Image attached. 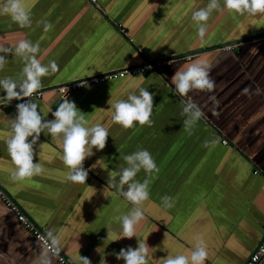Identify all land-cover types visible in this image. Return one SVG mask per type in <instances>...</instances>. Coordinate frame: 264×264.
<instances>
[{"label": "crops", "instance_id": "obj_1", "mask_svg": "<svg viewBox=\"0 0 264 264\" xmlns=\"http://www.w3.org/2000/svg\"><path fill=\"white\" fill-rule=\"evenodd\" d=\"M208 2L97 0L99 11L91 0H23L31 16V26L23 28L10 16L0 15V47L15 48L21 40L38 43L37 59L43 65L54 60L59 66L55 74L42 77L39 90L140 66L151 57L192 56L191 60H176L158 74L115 79L71 94L68 99L87 115L90 124L100 123L109 134L105 149H93L94 154L84 162L86 171L99 169L104 176L88 171L85 183L67 179L59 141L46 133H41L34 148V163H41L42 173L13 181L14 166L5 141L17 105L30 99L0 105V185L38 225L59 233L61 251L70 262L80 264L82 256L91 264H125L114 253L135 249L140 240L149 246L148 264H162L161 259L168 255L190 256L195 237L202 236L208 253L204 264H244L261 241L264 14L214 11L205 37L200 39L191 16ZM44 21L52 25L47 32ZM136 43L141 46L135 48ZM3 55L7 63L0 78H18L22 59ZM194 61L211 66L215 87L211 92L191 91L181 97L172 77ZM139 88L153 95L152 124L123 129L112 121L109 101L127 99L130 93L138 94ZM244 89L249 90L247 94ZM47 94L41 100L33 99L41 116L53 120L60 94ZM0 96H6L2 89ZM189 98L204 114L191 134L183 131L186 117L181 115L182 102ZM206 140L218 143L204 147ZM139 150L149 151L159 171L147 177L141 170L134 178L140 182L149 179L150 195L143 202L144 219L136 226V237L120 239L119 217L133 205L120 195L118 175L116 187L107 185L109 173L127 167L121 157ZM165 195L173 198L171 208L162 204ZM108 229L112 238L107 240ZM43 252L42 245L0 201V264H44L45 259L59 264Z\"/></svg>", "mask_w": 264, "mask_h": 264}, {"label": "clouds", "instance_id": "obj_2", "mask_svg": "<svg viewBox=\"0 0 264 264\" xmlns=\"http://www.w3.org/2000/svg\"><path fill=\"white\" fill-rule=\"evenodd\" d=\"M227 10L229 13L238 15L255 16L264 14V0H209L206 7L200 8L192 13L191 19L197 25V36L203 39L207 32V21L214 11ZM0 15H8L11 20L21 28L31 26V16L26 10L23 0H3L0 3ZM44 31L52 28L48 21L43 22ZM40 52L39 44L31 41L21 40L12 47H0V71H3L7 59L6 55L11 54L20 57L23 61V68L19 77L0 78V89L6 96H0V105H9L13 100H24L32 98L42 87L41 79L44 76L53 75L59 71V66L52 60L43 65L37 54ZM210 65L200 61L186 64L176 71L172 77V84L175 85V92L186 97L191 91L211 92L215 83L210 78ZM61 92L65 89L61 88ZM244 94L248 89H244ZM63 103L58 109L52 112L53 120H46L40 114L39 105L34 99L17 105V115L10 119V134L5 143L7 153L14 166L10 173L13 181L22 182L42 173L41 163H34V148L40 140L41 133H46L53 140L59 141L62 149V163L67 171V179L72 183H85L88 178V171L84 168V162L91 157L93 149L103 151L109 137L108 130L100 123L90 124L87 115L80 111L76 104L70 101L65 95ZM215 100V97H210ZM153 95L145 88H139L138 94L130 93L127 99L117 100L115 103L109 101L112 111V121L123 129H130L136 124L140 126H151L153 114ZM183 103L181 115L186 119L183 121V131L191 134L192 128L203 117V112L189 98ZM31 138V139H30ZM218 140L205 141L204 147L215 146ZM45 143L40 144L42 150ZM127 164L119 173L110 172L109 186L116 187L115 176H119L118 188L120 195L133 207L131 210L119 217L120 239H132L136 237V226L144 219L143 202L149 199V179L143 182L134 178L143 170L147 177H152L159 171L154 159L147 150H139L132 154L121 157ZM127 185V190L125 189ZM172 197L163 196L162 204L165 208H171ZM165 235H167L165 233ZM112 238V232L108 229V239ZM119 239V240H120ZM195 247L191 249L190 256L183 254L168 255L161 259L162 264H204L208 255L206 244L202 236L195 237ZM38 244L44 246L43 255L59 256L60 235L55 230H48L45 235L37 236ZM117 240H114V242ZM148 244L139 240L138 247L121 249L114 253L117 260H123L125 264H148ZM44 264H50L45 259ZM80 264H91L87 257L80 256ZM101 264H105L104 261Z\"/></svg>", "mask_w": 264, "mask_h": 264}, {"label": "built area", "instance_id": "obj_3", "mask_svg": "<svg viewBox=\"0 0 264 264\" xmlns=\"http://www.w3.org/2000/svg\"><path fill=\"white\" fill-rule=\"evenodd\" d=\"M95 8L99 11H102L100 6L97 3V0H91ZM122 28V26L120 25ZM121 31L127 36L128 32L124 29H121ZM234 46H227L226 49H232ZM179 59H185V60H191L192 56L187 55L184 57L180 56H171V57H163L159 58L154 61H147L143 65L135 66V67H128L125 69H120L116 71H111L107 73H103L100 75L80 79L78 81L69 82L63 85L58 86L55 90L58 91L61 96H69L72 93L83 90L87 87H91L93 85H99L102 83H105L107 81L115 80V79H123L130 76H137L142 75L147 72H152L155 74L160 73L165 68L170 67L176 60ZM64 88L65 91L61 92L60 89ZM45 90V89H44ZM46 93H49L48 91L40 90L37 93L34 94L32 98H42ZM31 99V98H27ZM227 141H223V144L227 145ZM0 201L3 203V205L12 211L14 215L16 216L17 221L28 231L30 232L35 240L37 241V236H43L45 235L44 229H40L31 219L28 218V216L25 213V210L22 208V206L11 196L9 195L6 190L0 185ZM38 242V241H37ZM42 247L44 248L43 244L40 243ZM52 255L51 253H49ZM59 264H72L62 252H60L59 256H53ZM264 260V234L261 238V241L257 245L255 251L251 254L249 259L244 264H261Z\"/></svg>", "mask_w": 264, "mask_h": 264}, {"label": "water", "instance_id": "obj_4", "mask_svg": "<svg viewBox=\"0 0 264 264\" xmlns=\"http://www.w3.org/2000/svg\"><path fill=\"white\" fill-rule=\"evenodd\" d=\"M152 59H150V58H148L149 60L148 61H154L157 57H151ZM146 75H150V73H147ZM72 82H74V81H72ZM71 95H69V96H67V98H69ZM63 96H61L60 95V98H59V100L57 101V103L55 104V106L53 107V109L54 110H56V109H58V107L60 106V104H62L63 103V98H62ZM9 194V193H8ZM26 213V212H25ZM26 215L28 216V218L29 219H31L40 229H44V231H45V233L47 232L46 231V228H44V227H42V226H40V225H38L27 213H26ZM62 252V251H61ZM62 254H64L63 252H62ZM65 256V255H64ZM67 258V257H66ZM72 263V262H71ZM72 264H74V263H72Z\"/></svg>", "mask_w": 264, "mask_h": 264}, {"label": "rangeland", "instance_id": "obj_5", "mask_svg": "<svg viewBox=\"0 0 264 264\" xmlns=\"http://www.w3.org/2000/svg\"><path fill=\"white\" fill-rule=\"evenodd\" d=\"M138 46L140 47L141 45L138 44V43H136V44H135V48H137ZM155 60H157V59H155ZM58 86H59V85H57V86H55V87H52L53 89H51V90L56 89ZM105 169L108 170V168H105ZM88 171H89V173H92V171L95 172V175L98 176V177H103V176H104V175H102V174L100 173L99 169H89ZM107 185L109 186V184H107ZM110 187H111V186H110Z\"/></svg>", "mask_w": 264, "mask_h": 264}, {"label": "trees", "instance_id": "obj_6", "mask_svg": "<svg viewBox=\"0 0 264 264\" xmlns=\"http://www.w3.org/2000/svg\"><path fill=\"white\" fill-rule=\"evenodd\" d=\"M51 89H53V88H46V89L43 90V91H45V92L48 91L50 94H51V93H57V92H58V91H56L55 89H54V90H51ZM39 91H40V90H39ZM58 93H59V92H58ZM59 94H60V93H59ZM46 95H48V94L46 93L44 96H46ZM60 95H61V94H60ZM44 96H43V97H44ZM43 97L40 98V99H39V98H35V99L41 100V99H43ZM31 99H33V98H31Z\"/></svg>", "mask_w": 264, "mask_h": 264}]
</instances>
